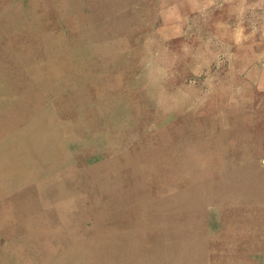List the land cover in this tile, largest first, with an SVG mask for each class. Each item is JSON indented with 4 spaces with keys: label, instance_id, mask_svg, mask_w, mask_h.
<instances>
[{
    "label": "rangeland",
    "instance_id": "1",
    "mask_svg": "<svg viewBox=\"0 0 264 264\" xmlns=\"http://www.w3.org/2000/svg\"><path fill=\"white\" fill-rule=\"evenodd\" d=\"M0 264H264V0H0Z\"/></svg>",
    "mask_w": 264,
    "mask_h": 264
}]
</instances>
